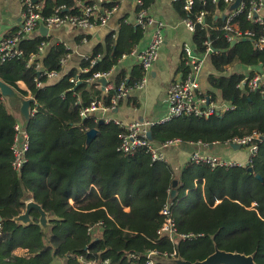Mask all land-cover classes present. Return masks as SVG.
<instances>
[{"label": "trees", "instance_id": "16d2710c", "mask_svg": "<svg viewBox=\"0 0 264 264\" xmlns=\"http://www.w3.org/2000/svg\"><path fill=\"white\" fill-rule=\"evenodd\" d=\"M41 1L45 14L61 5L67 12L79 13L78 0ZM178 2L184 10L183 0ZM101 4L111 7L118 0ZM229 6L225 0H193L190 10L182 11L183 17L194 21L197 52L203 53L207 42L216 48L211 59L217 70L232 61L264 66V49L255 48L251 38L237 39L234 44L228 40L223 26L234 11L232 23L237 29L257 34L261 30L247 17L246 8L232 9L222 17ZM143 7L147 9L148 0H143ZM200 12H204L202 23L196 21ZM143 32L138 25L121 22L117 35L108 34L103 44L81 60L79 68L66 73L62 60L70 49L63 43H51L38 32L19 42L20 56L0 63V78L21 95L35 99L30 120L24 123L29 135L27 162L14 170L13 125L22 119L0 94V264H86L89 260L103 264L106 259L110 264H144L142 255L151 248L175 250L193 262L211 254L215 246L254 254L255 263L264 264V140L258 142L251 170L187 163L175 195L169 198L176 177L167 161H152L142 148L132 154L118 152L119 126L100 123L92 114L80 115L93 100L109 105L121 81L131 85L141 77V69L130 79L120 73L105 93L99 83L89 80L95 72H109L123 55L135 51ZM31 57H35L33 61ZM49 71L59 72L55 81H49L45 74ZM214 79L209 80L225 99H231L233 108L207 119L181 116L156 125L151 128L154 142L177 138L181 143L212 144L252 132L264 134V94L238 88L239 75L219 78L218 84ZM19 80L27 89L18 86ZM37 80L42 82L39 87L35 86ZM90 128H97L98 133L87 143ZM69 198L74 199L73 204ZM29 199L49 213L47 232L37 224L39 214L34 209L30 211L33 224L12 221ZM168 199L173 202L179 231L199 232L202 237L172 242L157 236L163 221L159 210ZM17 247L26 249V254L11 259Z\"/></svg>", "mask_w": 264, "mask_h": 264}, {"label": "built area", "instance_id": "2783aa9c", "mask_svg": "<svg viewBox=\"0 0 264 264\" xmlns=\"http://www.w3.org/2000/svg\"><path fill=\"white\" fill-rule=\"evenodd\" d=\"M105 0H98V3L90 2L85 3L79 8V13H70L64 11V6H56L52 12L45 14L43 12V4L41 0H22V21L20 25L10 34L0 39V63L8 59L18 57L22 54V50L19 47V42L28 38L34 32H36L40 25L47 27H60L63 25H70L73 27H79L83 29L90 28L99 24H104L111 14L116 10L117 5L111 7L103 6L101 3ZM232 2L234 0H226ZM136 2V25H138L143 31L146 27L154 23V19L148 15L147 9L143 7V0H135ZM193 0H183V7L185 10H190ZM263 6L262 0H240L238 6L235 8L237 11H241L246 8V14L249 19L254 23L261 26L260 32L257 34L253 30L247 29L241 31L235 27L232 23V19L236 11L230 13L227 17V21L223 26L226 31L227 38L229 40L234 38H251L253 44L257 49L264 48V16L259 12ZM204 12H200L196 17V21L203 22ZM185 24L194 29V21L189 17H184ZM163 42V23L157 22L155 29L146 44V47L138 52L133 51L136 56L138 64L141 66L144 74L139 80H136L131 85H127L124 81H121L116 86V91L111 97L109 105H104L102 100H93L87 106L80 110L82 117L90 116L96 109L102 107L106 111L113 110L118 101L127 95V92L131 87H142L146 82L145 73L155 62L159 55L160 46ZM211 46L209 42L206 43L205 52L209 53ZM183 61L187 65L188 70L182 79H177L171 82L167 88L166 98L168 108L166 114L156 120H138L133 119L130 121H122L111 116L104 118L105 123H112L119 126L122 130L118 135V144L116 150L124 154H132L137 149H144V151L150 156L152 161H166L165 147L172 144L181 143L177 138L166 140L163 143H156L152 139L148 138L147 133L151 131V128L163 124L175 117L181 116H194L207 119L217 112L215 106L209 102V96L203 94L199 90L197 74L202 65L201 57L194 54L191 47L188 44H184L182 47ZM65 59L62 60V63ZM37 67L40 66L37 64ZM85 70V69H84ZM48 78H52L57 75L56 71L45 72ZM108 72H95L93 76L89 78L90 81L98 82L101 77H106ZM71 81H76V78L72 77ZM263 78L260 74H255L246 80L247 86L250 90L259 91L264 93ZM42 85V82L37 80L36 87ZM111 89V88H110ZM32 97V96H30ZM33 109H31L32 113ZM14 138L11 145V151L13 159L11 162L14 170H20L22 166L27 162V152L29 150V135L25 129V126L21 121L17 120L13 125ZM264 140V134L252 132L248 135L237 136L231 138L226 143H236L241 147H245L248 150V159L246 163H251L252 157L255 155L258 149V142ZM189 162L193 164H207L211 168L221 167H241L246 163L237 162L235 160L222 158L219 156H213L209 154H202L200 152H193L189 156ZM159 213L163 217L161 225L157 228L156 233L162 239L169 241H193L203 236L199 232H181L177 228L176 222L173 217V202L168 199L165 201ZM100 224V223H99ZM160 238L158 240H160ZM177 256L175 250H160L158 248L148 249L143 255L144 264H168L164 260L166 258H173ZM133 258H140L137 254H131ZM81 259V258H80ZM95 261L89 260V264H94ZM103 264H110L109 260H105Z\"/></svg>", "mask_w": 264, "mask_h": 264}, {"label": "crops", "instance_id": "0c3cea01", "mask_svg": "<svg viewBox=\"0 0 264 264\" xmlns=\"http://www.w3.org/2000/svg\"><path fill=\"white\" fill-rule=\"evenodd\" d=\"M84 1L87 0H78L76 2L78 9L83 4L87 3ZM178 1L179 0H148L147 13L154 19V23L148 25L144 30L141 39L135 47V52L141 51L146 47L155 29L156 23L162 22L163 42L160 46L159 55L148 72L145 73L146 82L142 87H131L127 95L118 101L113 110L106 111L100 107L92 113V115H95L99 120L105 122L104 118L107 116L125 122L133 119L156 120L163 117L168 108L166 98L167 88L172 81L182 79L188 70L187 65L183 61L182 47L184 44H188L192 52L202 59V65L197 74L199 90L203 94L209 96V102L217 109V112L214 114L232 109L233 105L231 99H225L222 96V90L217 85L210 82L209 79L211 76L215 77L214 83L218 84L219 78L239 75L241 76V80L237 83V87L246 92L255 91L250 90L246 83V80L251 76L257 73L260 74L263 78L262 82L264 83V66H261L260 63L251 65L240 61H232L225 64L221 70H217L211 59V53L218 51L216 48L215 51L211 50L209 53L205 51L203 53L197 52L193 42L194 30L185 24L182 13L185 9L183 10ZM235 1L236 0L228 2L230 6L221 14L222 17H224L228 11L232 10V4ZM262 1L263 6L259 14L264 16V0ZM92 2L98 3V0H92ZM22 10V0H0V39L10 35L20 25L22 21ZM63 10L67 11V8L64 6ZM214 17L216 18L217 14H215ZM135 19V0H118L116 10L104 24L92 26L87 29L70 25L51 27L48 29V33L45 36L50 38L51 43H63L70 49V53L62 64V71L66 73L73 68H79L81 60L89 55L96 45L103 44L108 34L115 33L117 35L121 22L136 25ZM37 32L40 33L39 29L30 36L32 37L37 34ZM237 39L240 38L231 39V42L234 41L235 43L238 41ZM241 39L249 40L250 38L241 37ZM45 51L46 49L44 46L41 57L44 56ZM34 58L35 57H31V61H33ZM140 69L137 58L133 52L128 55H123L117 63L113 65L105 77L107 83L104 88H102L99 82V89L105 93L114 86V81L120 73L125 75V78L130 79L131 76L135 75V71L140 72ZM143 74L144 72L141 69V77ZM58 76L59 72H57L56 76L48 79L50 82L55 81ZM17 83L20 88L24 90L27 89L23 81L19 80ZM27 96L30 97V95ZM164 151L166 161L172 167L176 177L175 179H177L176 186L180 184L179 180L182 169L187 163H190V154L195 151L202 154L235 160L241 163H246L248 159L247 148H233L226 142L212 143L211 147L202 143H177L166 146ZM185 193H187V190ZM68 200L71 204L74 203V199L69 198ZM124 210L127 211L128 207H124ZM25 254L26 249L17 247L12 251L10 258L12 259L14 256ZM86 264H89V261H87ZM94 264L98 263L94 262Z\"/></svg>", "mask_w": 264, "mask_h": 264}, {"label": "water", "instance_id": "95a60500", "mask_svg": "<svg viewBox=\"0 0 264 264\" xmlns=\"http://www.w3.org/2000/svg\"><path fill=\"white\" fill-rule=\"evenodd\" d=\"M239 1L240 0H236L235 2H233L232 9H235L238 6ZM39 31L41 35H46L48 33V28L43 25H40ZM231 43H234V41H232ZM211 50L215 51V49L212 47ZM98 82H100L102 88H104V86L107 83V79L105 77H101L98 79ZM0 94L2 95L3 98L7 100L9 106L15 108L18 111V114L22 119L23 125L24 123L27 124L31 116V104L35 103V99L33 97L21 95L13 86L8 84L1 78H0ZM101 122L102 120H100V123ZM97 133H98L97 128L88 129L86 131V142L87 143L91 142L96 137ZM147 135L149 139H152L151 131H149ZM207 145L209 147L212 146V144H207ZM230 145L233 148L241 147L239 144L236 143H231ZM246 166L249 170H251V166L249 165V163H246ZM255 176L256 178L261 179V176L259 174H256ZM176 184H177V179H173L172 188L170 191V197H173L175 195ZM32 209L36 210L39 214L37 224L44 232H47L50 226L49 221L51 218L48 216L47 211H45L42 208V206L33 199H29L25 201V206L23 210L19 214L13 216L11 218L12 221L22 224L24 226L33 224L34 220L30 215V211ZM165 262L169 264H256L254 260V254L225 251L217 248L216 246L214 247V251L211 254L207 255L202 260H196L192 262L182 258L180 255H177L176 257L173 258H166Z\"/></svg>", "mask_w": 264, "mask_h": 264}, {"label": "rangeland", "instance_id": "374dc122", "mask_svg": "<svg viewBox=\"0 0 264 264\" xmlns=\"http://www.w3.org/2000/svg\"><path fill=\"white\" fill-rule=\"evenodd\" d=\"M10 108L12 109L13 113H15V114L18 113V111L15 108H12V107H10Z\"/></svg>", "mask_w": 264, "mask_h": 264}]
</instances>
